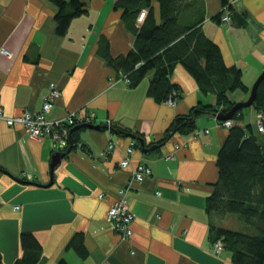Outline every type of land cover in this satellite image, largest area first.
I'll use <instances>...</instances> for the list:
<instances>
[{"label":"crops","instance_id":"crops-1","mask_svg":"<svg viewBox=\"0 0 264 264\" xmlns=\"http://www.w3.org/2000/svg\"><path fill=\"white\" fill-rule=\"evenodd\" d=\"M115 2L87 0L88 10L61 34L53 0H0V46L13 55L0 53L5 113L42 108L55 81L61 94L48 118L88 108L97 115L92 123L101 124L77 128L75 144L52 170L59 150L51 137L33 138L24 125L0 119V264H14L24 254L22 233L28 232L42 247L35 264H57L61 258L69 264H236L226 245L221 253L214 249L218 238H211V225L229 228L243 220L235 213L220 217L207 207L220 176L218 152L230 132L224 119L205 111L196 117L194 131L175 129L159 143L179 115L200 103L214 104L215 95L205 93L181 62L171 76L183 90L176 103L149 94L153 71L136 86L127 82L108 61L109 54H127L136 40ZM229 2L233 17L221 22L213 16L223 0H200L202 25L221 46L226 63L242 69L250 90L264 69V0ZM152 4L158 21L159 0ZM142 11L141 20L147 9ZM249 95L240 88L229 92L236 102ZM243 109L239 123L255 124L258 110ZM120 126L145 143L119 132ZM110 139L115 148L108 153ZM129 146L131 163L120 167ZM139 162L152 169L142 180L132 175ZM123 187L136 212L133 233L125 239L107 212ZM76 233L83 234L86 257L67 246Z\"/></svg>","mask_w":264,"mask_h":264},{"label":"trees","instance_id":"trees-1","mask_svg":"<svg viewBox=\"0 0 264 264\" xmlns=\"http://www.w3.org/2000/svg\"><path fill=\"white\" fill-rule=\"evenodd\" d=\"M53 1L59 7L56 21L61 34L66 32L73 17L88 10L87 0ZM152 1L116 0L115 7L123 9V18L136 40L127 54L117 57L109 54L108 61L117 71L128 75L132 86L153 71L148 92L158 101L166 100L175 89L181 91V98L183 90L171 80L174 66L181 62L198 80L200 88L214 94L216 100L214 104L195 105L190 113L179 115L159 141L162 143L175 129L183 133L194 131L196 117L205 111L216 115L223 108L233 107L236 101L229 98V92L240 88L251 93L252 88L249 90L245 85L242 69L228 65L221 46L204 31L205 14L199 7L200 0H159L158 21ZM223 2L227 4L229 0ZM143 9L147 12L141 20ZM221 14L219 11L213 17L221 20ZM245 22V18L239 21L243 25ZM250 106L260 110L263 129H259L257 120L255 124L239 123L244 117V107L237 108L229 117L238 122L228 126L230 132L218 152L219 180L207 200L209 211L220 217L233 212L247 223L249 230L243 231L211 225V238L224 240L236 264H264V78ZM117 128L121 133H128L122 126ZM76 132H72L71 144L77 140ZM82 236L76 233L67 246L75 247L80 256L86 257L88 248ZM22 243L25 252L14 264H35L42 252L40 242L28 232L22 233ZM57 264L69 263L61 258Z\"/></svg>","mask_w":264,"mask_h":264},{"label":"built area","instance_id":"built-area-1","mask_svg":"<svg viewBox=\"0 0 264 264\" xmlns=\"http://www.w3.org/2000/svg\"><path fill=\"white\" fill-rule=\"evenodd\" d=\"M232 6L233 2H229L222 6L221 21L229 22L231 20L233 15ZM0 53L9 57L13 56L11 49L6 46H0ZM120 74L127 82H130L127 74L122 72ZM49 85L48 91L44 94V99L41 104L42 108L34 111L24 110L19 114L7 115L0 105V119L3 118L9 125L16 123L24 125L25 129L29 131L30 136L33 138L51 137L54 140L55 149L63 151L71 144L70 135L72 126L77 125V123L95 122L97 115L88 108H81L69 111L65 116L60 118H48L47 113L53 108L55 101L61 94V89L55 81L51 82ZM180 94L181 91L175 89L165 101L170 104L176 103ZM233 122L231 118H227L222 121V125L228 127L232 125ZM259 129H263L262 122L259 123ZM114 146L115 142L110 141L107 145V152L111 153L115 148ZM132 150L133 146L127 148L126 155L119 162L120 167H126L131 163L130 153H132ZM151 171L152 169L148 164L139 162L135 165L132 175L134 178L142 180L144 179V175ZM126 192L127 189L125 187L121 188V197L116 200L107 211L109 221L112 222L115 229L121 233L123 239L128 238L133 233L132 222L136 215V212L132 210L125 197ZM102 195L103 193L100 194V196ZM214 249L220 253L225 250V242L222 238H218V240L215 241Z\"/></svg>","mask_w":264,"mask_h":264},{"label":"water","instance_id":"water-1","mask_svg":"<svg viewBox=\"0 0 264 264\" xmlns=\"http://www.w3.org/2000/svg\"><path fill=\"white\" fill-rule=\"evenodd\" d=\"M264 78V69L261 71V73L258 75V78L257 80L254 82L253 86H252V90H251V93L250 95L248 96V99L247 100H239L237 101L233 107H231L230 109L228 108H223L221 111L219 112H216V116L217 118L219 119H227L229 117H232L236 111H238L237 108L239 107H248L249 105L253 104L254 101H255V96H256V93H257V90H258V84L260 83V81ZM94 127V128H99L101 126V124L99 123H92V122H88V123H77V125L73 126L72 129H71V135L70 137L72 136V132L74 130H77V128H80V127ZM126 135H129V136H134V137H137L140 139L141 143L144 144L145 142V139L139 135H136L135 133L133 132H128V133H125ZM71 146H69L67 148V150L65 151H57V153H55L53 155V158H52V170L55 168V166L57 165L58 162L61 161L62 157L65 156L67 154V152L70 150Z\"/></svg>","mask_w":264,"mask_h":264},{"label":"rangeland","instance_id":"rangeland-1","mask_svg":"<svg viewBox=\"0 0 264 264\" xmlns=\"http://www.w3.org/2000/svg\"><path fill=\"white\" fill-rule=\"evenodd\" d=\"M142 15H144V12H142L141 13V15H140V17L142 16ZM221 22H223V21H221ZM253 86V85H252ZM246 110H248V109H246ZM260 116H261V112H260V110L258 111V114H257V121H258V123H260L261 122V120H260ZM73 126H75V125H73ZM72 126V127H73ZM110 141H114L113 139H110ZM110 141L108 142V144L110 143ZM231 214H233V212H231V213H228L227 215H231ZM236 214V213H235ZM239 220L242 222V219L241 218H239ZM227 226H229V228H236V229H239V230H246V229H248V227H247V223H245L244 221H243V224H232V225H227ZM249 230V229H248Z\"/></svg>","mask_w":264,"mask_h":264}]
</instances>
